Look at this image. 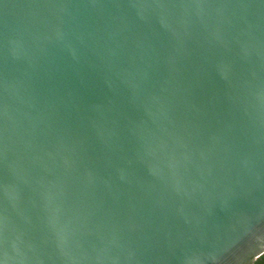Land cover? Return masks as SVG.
Returning <instances> with one entry per match:
<instances>
[{
	"label": "water",
	"instance_id": "95a60500",
	"mask_svg": "<svg viewBox=\"0 0 264 264\" xmlns=\"http://www.w3.org/2000/svg\"><path fill=\"white\" fill-rule=\"evenodd\" d=\"M264 255V0H0V264Z\"/></svg>",
	"mask_w": 264,
	"mask_h": 264
},
{
	"label": "trees",
	"instance_id": "16d2710c",
	"mask_svg": "<svg viewBox=\"0 0 264 264\" xmlns=\"http://www.w3.org/2000/svg\"><path fill=\"white\" fill-rule=\"evenodd\" d=\"M254 264H264V255L261 257L257 258L254 262Z\"/></svg>",
	"mask_w": 264,
	"mask_h": 264
}]
</instances>
